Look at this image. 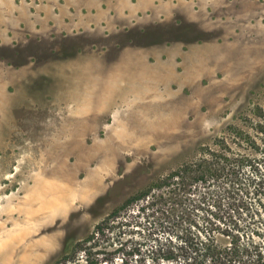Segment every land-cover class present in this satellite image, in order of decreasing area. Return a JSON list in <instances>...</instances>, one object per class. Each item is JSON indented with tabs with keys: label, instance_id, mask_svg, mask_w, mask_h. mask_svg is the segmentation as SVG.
<instances>
[{
	"label": "rangeland",
	"instance_id": "374dc122",
	"mask_svg": "<svg viewBox=\"0 0 264 264\" xmlns=\"http://www.w3.org/2000/svg\"><path fill=\"white\" fill-rule=\"evenodd\" d=\"M263 120L264 0H0V264H52L109 216L97 264L184 228L230 243L223 178L182 179L212 152L261 158ZM240 175L264 264V171Z\"/></svg>",
	"mask_w": 264,
	"mask_h": 264
},
{
	"label": "trees",
	"instance_id": "16d2710c",
	"mask_svg": "<svg viewBox=\"0 0 264 264\" xmlns=\"http://www.w3.org/2000/svg\"><path fill=\"white\" fill-rule=\"evenodd\" d=\"M211 154L217 158L218 166L207 167L206 160L201 157L194 168L195 176L197 175L198 179H182V181L185 185L192 186L195 182H208L209 179L206 178L209 177L223 178L215 180L221 181L226 190L227 215L224 214L221 219L233 224L234 229L224 232L225 235L231 237L230 243H219L210 230H208L209 234L203 236L202 230L194 225L197 226V231H193L191 228L181 230L180 235H178L182 240L181 244L175 245L170 241L161 246H155L153 250L149 249L150 259H144L142 264H172L179 260H183L180 264H198L207 260L211 264H255L256 262L249 258L256 256L259 260L262 257L260 246L251 240V237L247 241H242V234L240 233V219L243 215L251 214L250 199L252 195L259 194V182L249 176L247 179L242 178L240 172L244 165H247L254 173L263 172L264 153L261 158L229 150L227 153L212 152ZM190 167L192 166H187L175 174H185L186 176L191 172ZM109 221L110 216L99 223L85 239L77 242L72 251H65L58 261L52 264H74V259L79 252H83L87 257V264H97L92 261L89 253V249L93 248L94 245L91 244L87 247L85 242L90 243L96 234L104 235L105 231L109 229ZM134 252L136 254L141 253V249L137 248Z\"/></svg>",
	"mask_w": 264,
	"mask_h": 264
}]
</instances>
